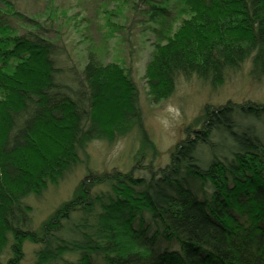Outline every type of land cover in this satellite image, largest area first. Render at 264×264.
Listing matches in <instances>:
<instances>
[{
    "label": "trees",
    "instance_id": "obj_1",
    "mask_svg": "<svg viewBox=\"0 0 264 264\" xmlns=\"http://www.w3.org/2000/svg\"><path fill=\"white\" fill-rule=\"evenodd\" d=\"M112 1L149 6L152 101L179 76L214 85L246 60L264 78V0ZM58 6L0 0V264H18L25 240L34 264H264L263 102L206 104L163 166L88 170L31 228L26 199L86 164L89 142L135 133L136 161L155 151L131 68L90 46L71 64Z\"/></svg>",
    "mask_w": 264,
    "mask_h": 264
},
{
    "label": "rangeland",
    "instance_id": "obj_2",
    "mask_svg": "<svg viewBox=\"0 0 264 264\" xmlns=\"http://www.w3.org/2000/svg\"><path fill=\"white\" fill-rule=\"evenodd\" d=\"M106 1L56 0L57 6L60 4L58 7L66 14L61 18L58 33L71 64L77 67H81L87 47L90 46L102 60H116L131 68L138 88L144 127L155 151H150L146 157L136 161L140 143L135 133L113 143L103 140L89 142L86 164L80 163L56 184H48L41 196L31 195L26 199L31 207L32 229L38 228L51 212L72 197L88 170L128 171L134 167L137 169L135 175H140L146 172L144 167L150 162L155 168L163 166L168 161L170 148L184 137L185 127L201 114L206 104L218 106L226 101L264 103V78L255 79L251 76L249 60L214 85L203 82L195 75L189 78L179 76L175 80L173 92L167 98L152 101L144 78L154 40L152 28L156 25L146 13L149 6L140 2L139 8L134 9L125 2ZM170 1L174 3L176 0ZM253 124L259 134L264 133L263 126L255 122ZM100 188L96 186L94 190ZM37 247L36 243L25 240L23 257L18 264H34Z\"/></svg>",
    "mask_w": 264,
    "mask_h": 264
}]
</instances>
